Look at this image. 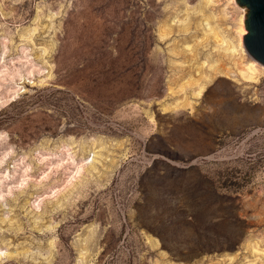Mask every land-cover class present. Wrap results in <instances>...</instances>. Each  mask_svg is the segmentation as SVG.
Here are the masks:
<instances>
[{"label": "rangeland", "instance_id": "1", "mask_svg": "<svg viewBox=\"0 0 264 264\" xmlns=\"http://www.w3.org/2000/svg\"><path fill=\"white\" fill-rule=\"evenodd\" d=\"M236 6L0 0V264H264Z\"/></svg>", "mask_w": 264, "mask_h": 264}, {"label": "water", "instance_id": "2", "mask_svg": "<svg viewBox=\"0 0 264 264\" xmlns=\"http://www.w3.org/2000/svg\"><path fill=\"white\" fill-rule=\"evenodd\" d=\"M245 6L243 44L246 52L264 66V0H236Z\"/></svg>", "mask_w": 264, "mask_h": 264}, {"label": "bare ground", "instance_id": "3", "mask_svg": "<svg viewBox=\"0 0 264 264\" xmlns=\"http://www.w3.org/2000/svg\"><path fill=\"white\" fill-rule=\"evenodd\" d=\"M231 2H232V4H234L235 6L237 5V3H236V0H231ZM236 8H237V6H236ZM239 9V8H238ZM243 11V13H241L240 15H238V17H237V20H236V22H237V24H236V33H237V35H238V45L237 46H239L242 50L241 51H244L245 49H243V46H244V44L242 43V41H243V37H244V34H246V29H245V27H244V19H245V14H246V11H245V9H243L242 10ZM252 60V63L249 65V67H248V69L247 70H245V71H247V73L249 72V70L251 71L250 72V75L248 74V78H251V79H253V77H252V73H257L256 71L257 70H263L264 68H263V65L261 64V63H259V62H257L255 59H251ZM247 65V64H246ZM246 69V68H245ZM244 71V72H245ZM242 74V73H241ZM246 74V73H245ZM245 74L243 73V76L245 77ZM10 76V75H9ZM14 78V77H13ZM246 78V77H245ZM247 78V79H248ZM10 79V78H9ZM254 80V79H253ZM16 92V91H15ZM72 159V158H71ZM92 160V159H91ZM62 163V162H61ZM88 163V162H87ZM86 163H80V164H78L77 166H75V169L72 171V175L70 176L71 178H74L75 177V175L76 174H79L82 170H83V168H84V165H85ZM59 165V164H58ZM56 167V166H55ZM58 167V166H57ZM70 179V178H69ZM72 179H70V181H71Z\"/></svg>", "mask_w": 264, "mask_h": 264}]
</instances>
